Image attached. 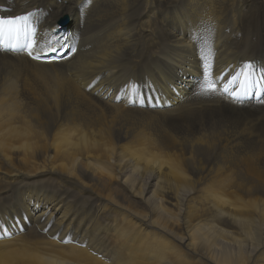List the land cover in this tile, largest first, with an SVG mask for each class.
I'll return each mask as SVG.
<instances>
[{"label": "bare ground", "instance_id": "obj_1", "mask_svg": "<svg viewBox=\"0 0 264 264\" xmlns=\"http://www.w3.org/2000/svg\"><path fill=\"white\" fill-rule=\"evenodd\" d=\"M0 13L39 57L63 15L96 31L59 64L0 53V182L25 215L0 232V264H264V105L246 101L263 77L243 104L208 88L227 67L264 70V0H0ZM30 67L57 84L34 86ZM39 172L56 188L30 184Z\"/></svg>", "mask_w": 264, "mask_h": 264}, {"label": "rangeland", "instance_id": "obj_2", "mask_svg": "<svg viewBox=\"0 0 264 264\" xmlns=\"http://www.w3.org/2000/svg\"><path fill=\"white\" fill-rule=\"evenodd\" d=\"M154 8L155 7L153 6L151 9H154ZM154 11L155 10H151L150 14L154 13ZM63 16H66L69 19V17L67 15H63ZM60 18H62V17H60ZM76 18L77 17L75 16L72 19H69L71 22L68 25V29L70 31H72V33H74V36L78 38V37H81V35H82L84 38H86L88 40L91 39V37H94V35L96 33L95 30L94 31H91L89 34H79L78 32H76V31L73 30L74 20ZM59 19H57V21L54 24L55 25V29L57 28V25H59ZM146 43L148 45L150 43L149 40H147ZM139 44H140V42H139ZM139 55H140V53H137V54H135V56L133 58H137ZM30 72H31V76H30L31 82L30 83L33 84L34 86L41 87V86H43L45 84H47V85H51L53 83H56L57 84V81L56 80L58 78L55 79V80L49 79V78H47L44 75L46 73L44 71H39L38 68L30 67ZM255 117H258V115H256ZM30 176L31 177L29 178V183L32 184V185H36L39 189H43V188H52V189H54V188H56L55 187L56 179L50 177V175L42 174V173L39 172V173H36V174H31ZM69 186H70L69 184H65V187H69ZM7 188H8V190H7ZM10 189L11 188L9 186H7L6 184L0 182V208H1V205L3 206L1 208L2 210L0 209V216H1L0 219L1 218L6 219L7 216H9L8 218L10 219V220L9 219H6L4 221H1L0 220V228L1 227L3 228V229L2 228L0 229V232H5V230L7 231L11 227H13L12 225H13V223H15L16 220H17L16 223H18V221L20 222V221H22V220L25 219V215H22V214L21 215H14V214L12 215V213H17L18 212L17 211V204H16V202L19 199V194H17V192H15V191L13 192ZM4 190H6V191H4ZM9 195H11V196H9ZM7 196L9 197L8 199H7ZM1 197L3 198L4 201L2 200ZM5 199H7V200H5ZM5 201L7 202L8 205L6 204ZM5 211H6V213H5ZM33 231H35V230L33 229Z\"/></svg>", "mask_w": 264, "mask_h": 264}]
</instances>
